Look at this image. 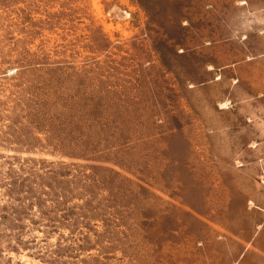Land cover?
<instances>
[{"label":"rangeland","instance_id":"obj_1","mask_svg":"<svg viewBox=\"0 0 264 264\" xmlns=\"http://www.w3.org/2000/svg\"><path fill=\"white\" fill-rule=\"evenodd\" d=\"M0 264H264V0H0Z\"/></svg>","mask_w":264,"mask_h":264}]
</instances>
